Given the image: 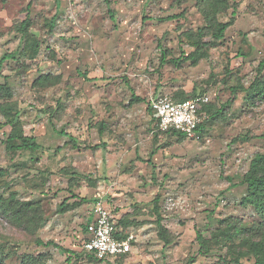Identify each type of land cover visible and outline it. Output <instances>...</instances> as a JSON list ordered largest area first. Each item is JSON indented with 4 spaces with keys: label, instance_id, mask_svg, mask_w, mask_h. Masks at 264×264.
Wrapping results in <instances>:
<instances>
[{
    "label": "rangeland",
    "instance_id": "rangeland-1",
    "mask_svg": "<svg viewBox=\"0 0 264 264\" xmlns=\"http://www.w3.org/2000/svg\"><path fill=\"white\" fill-rule=\"evenodd\" d=\"M235 1L225 38L194 63L182 53L195 50L184 33L207 26L197 0H0V59L10 55L0 83L7 80L13 90L25 138L35 135L43 147L12 150L23 140L8 141L11 126L0 128V197L37 204L46 221L35 226L29 214L20 223L0 207V264H187L191 256L193 264L254 262L244 234L230 240L221 233L228 223L258 220L242 203L246 185L238 183L253 156L264 153V98L240 90L253 83L264 60V0ZM174 14L181 16L167 19ZM212 32H205L206 41ZM178 58L181 64L173 62ZM43 75L48 79L40 84ZM192 91L208 95L221 115L195 137L154 132L149 101ZM133 93L143 101L133 102ZM61 130L79 147L64 146ZM98 143L104 148H86ZM100 196L116 222L129 219L122 228L133 236L131 251L109 263L83 249L84 226ZM157 196L170 244L158 234ZM83 197L89 202L59 212L65 199ZM198 231L208 238L206 254L198 253Z\"/></svg>",
    "mask_w": 264,
    "mask_h": 264
},
{
    "label": "trees",
    "instance_id": "trees-1",
    "mask_svg": "<svg viewBox=\"0 0 264 264\" xmlns=\"http://www.w3.org/2000/svg\"><path fill=\"white\" fill-rule=\"evenodd\" d=\"M199 9L203 12L205 16V20L207 21V26L205 28H199L197 33H184V35L191 41V45L195 47V50L191 52L188 55H185V52L182 53L183 60H190L194 63H197L200 59L204 58L206 56V49L211 45H216L217 42L223 40L225 38V33L228 30L229 27H231L235 22V11L236 7V1L235 0H197ZM234 8L232 16L225 21H218L217 16H220L221 14L225 13L228 9ZM114 16V15H113ZM181 14L177 15H170L167 17V19H175L179 18ZM55 17L52 19L51 22V28L55 26ZM30 25V18L27 17L20 25L19 31L23 33L28 32V28ZM212 27V28H211ZM212 30V41H206L204 39L205 32H207L208 29ZM166 53H163L162 60L165 61ZM10 59V55L5 54L0 59V72L3 67V64L6 60ZM173 62L176 64H181V58L175 59ZM257 76L253 83L248 87L241 86V91H248L250 90L251 93L248 94V96L254 97H260L261 99L264 98V78H262V74L264 71V60H262L257 68ZM81 76H83L86 80H90L87 76V73L80 72ZM48 79L47 75H43L42 77H39L38 83L44 84V81ZM238 88L232 89V94L234 96L237 95ZM203 95L202 93H196L195 91H192L189 95L186 96H179L176 95L177 100H186L190 98H194L196 96ZM13 99V90L7 80H5L4 83H0V113L6 121L1 124L0 128L2 126H11V133L8 135V141L13 140H23L22 143L15 144L13 143L11 145L12 150L17 149H27V150H40L42 149V145L37 142V138L35 135H30L28 139L25 138L23 133V128L21 124L18 122L19 116H20V110L18 109L17 105L12 101ZM132 101L133 102H141L143 99L133 93L132 95ZM205 108L208 109L209 112V119L215 118L219 115H221L223 108L216 109L213 102L209 101L207 104H205ZM147 110L152 115V120L155 121V127L157 128L158 119L155 117L153 110L149 107ZM205 125H200L196 133L197 135H200L204 132ZM105 130V124L101 123V127L99 129L100 134L103 133ZM156 133H171L176 135L179 139H183L187 137L184 133H182L179 130L176 129H169L167 131H160V130H154ZM61 135L66 136L68 139L65 142L64 146L66 145H73L74 147H79L77 140L73 137L72 134L65 132L64 130H61L58 132ZM239 137H236L234 140H238ZM105 143H98L95 145H86V148L88 149H98L100 147L104 148ZM158 146H156V149L152 151V154H155L158 150ZM62 149V146H59L56 148V152H59ZM0 174L3 175L4 171L0 170ZM232 180V179H230ZM238 184L246 185V193L242 199V203L247 206L253 207L255 210L258 220H256L251 225H243L240 226L238 223H228L226 227L221 231L222 237H226L227 239L233 240L235 237L241 236L244 234L243 242L244 246L247 247V253L252 254L254 256V262L250 264H264V153L258 152L256 153L253 158L250 161L249 168L243 175L242 180ZM74 198L77 196L72 195ZM0 203L1 208L8 214H10L16 221L22 223H25L26 217H29V221L33 225H38L39 227L43 226L45 224V220L42 219L41 214L38 213L39 207L37 204L30 203L28 201H19L16 199L14 194H12L8 199L5 201L1 199L0 197ZM97 200V199H96ZM95 200V201H96ZM89 202L85 197L80 199H75L72 203L68 202V199H65L60 205H59V212H66L70 209H74L84 203ZM155 205H154V212L156 214V224L158 226V234L160 239L164 241L165 244H170L171 240L167 236V229L163 225L162 217L159 213V197L157 196L155 198ZM30 214V215H29ZM224 221V220H223ZM222 221V222H223ZM90 222V220H89ZM88 222V223H89ZM88 223L84 226V230L87 233V227ZM130 224V221L125 216H122L118 222H116V226L120 225L121 228L119 229V237L125 238L127 233L124 231L123 228L127 227ZM123 227V228H122ZM197 240L200 244V249L198 251L199 254H206L207 253V243L208 238L203 235L200 231L197 232ZM38 245L41 246H49V245H55L56 247H60L57 243H55L52 240H48L45 242L42 239H38L37 241ZM61 248V247H60ZM63 249V248H62ZM65 252L70 253L68 249H63ZM73 253V252H72ZM92 259H95L98 262H104L109 263L113 262L117 258H121L125 256L128 253L117 255L111 259L108 260H101L98 259L95 255L88 253ZM195 256H191L187 262V264H193L195 262ZM236 264H244L241 263L239 260H236Z\"/></svg>",
    "mask_w": 264,
    "mask_h": 264
},
{
    "label": "built area",
    "instance_id": "built-area-1",
    "mask_svg": "<svg viewBox=\"0 0 264 264\" xmlns=\"http://www.w3.org/2000/svg\"><path fill=\"white\" fill-rule=\"evenodd\" d=\"M208 95H199L186 100H176L171 96L158 95L149 101V107L158 119L156 130L176 129L187 137L197 136L196 130L209 120L205 104ZM93 218L88 223L87 240L83 249L98 259L108 260L131 251L132 235L120 238L116 221L108 206L100 196L93 205Z\"/></svg>",
    "mask_w": 264,
    "mask_h": 264
},
{
    "label": "crops",
    "instance_id": "crops-1",
    "mask_svg": "<svg viewBox=\"0 0 264 264\" xmlns=\"http://www.w3.org/2000/svg\"><path fill=\"white\" fill-rule=\"evenodd\" d=\"M106 204V203H105ZM117 217V216H116ZM121 217V216H120ZM120 217H117V218H120ZM93 218V214L91 215V219ZM115 218V217H114ZM116 221V220H115Z\"/></svg>",
    "mask_w": 264,
    "mask_h": 264
}]
</instances>
